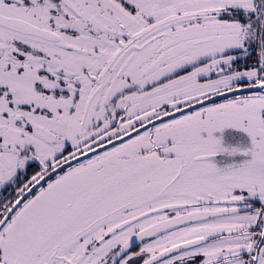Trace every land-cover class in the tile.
Instances as JSON below:
<instances>
[{
    "label": "snow or ice",
    "instance_id": "1",
    "mask_svg": "<svg viewBox=\"0 0 264 264\" xmlns=\"http://www.w3.org/2000/svg\"><path fill=\"white\" fill-rule=\"evenodd\" d=\"M0 264H264V0H0Z\"/></svg>",
    "mask_w": 264,
    "mask_h": 264
}]
</instances>
